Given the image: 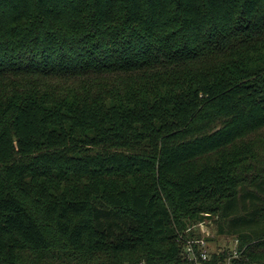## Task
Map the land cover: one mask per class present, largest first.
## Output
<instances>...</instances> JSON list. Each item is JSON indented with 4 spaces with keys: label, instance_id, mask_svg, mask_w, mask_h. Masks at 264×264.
I'll use <instances>...</instances> for the list:
<instances>
[{
    "label": "trees",
    "instance_id": "obj_1",
    "mask_svg": "<svg viewBox=\"0 0 264 264\" xmlns=\"http://www.w3.org/2000/svg\"><path fill=\"white\" fill-rule=\"evenodd\" d=\"M204 213L264 264V0H0V264H187Z\"/></svg>",
    "mask_w": 264,
    "mask_h": 264
},
{
    "label": "built area",
    "instance_id": "obj_2",
    "mask_svg": "<svg viewBox=\"0 0 264 264\" xmlns=\"http://www.w3.org/2000/svg\"><path fill=\"white\" fill-rule=\"evenodd\" d=\"M218 216H213L210 213H204L203 217L197 222L189 224L184 233L180 234L182 244V254L187 264H212L213 253L219 249L226 250L227 254L224 258L217 261L215 264H235V260L242 259V250L239 249V241L233 248H220L211 250L210 243L214 241L215 226H217Z\"/></svg>",
    "mask_w": 264,
    "mask_h": 264
},
{
    "label": "rangeland",
    "instance_id": "obj_3",
    "mask_svg": "<svg viewBox=\"0 0 264 264\" xmlns=\"http://www.w3.org/2000/svg\"><path fill=\"white\" fill-rule=\"evenodd\" d=\"M217 230V226H215L214 233ZM215 240L210 243L211 250H214L219 246L220 248H233L236 244L235 236H227V235H218L215 234Z\"/></svg>",
    "mask_w": 264,
    "mask_h": 264
}]
</instances>
